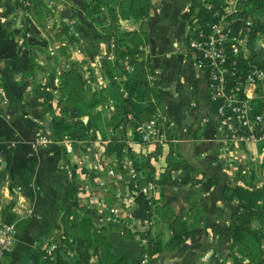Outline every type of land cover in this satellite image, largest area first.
<instances>
[{"label":"crops","instance_id":"1","mask_svg":"<svg viewBox=\"0 0 264 264\" xmlns=\"http://www.w3.org/2000/svg\"><path fill=\"white\" fill-rule=\"evenodd\" d=\"M42 1L53 9V14H44L45 27L67 22L78 40L50 41L17 0H0V207L1 218L16 227L13 247L0 264H31L36 245L58 231L63 209L71 216L90 214L112 249L127 257L126 264H146L143 235L155 225L168 240L177 217L195 230L177 247L164 250L158 264H248L246 258L237 263L229 255L227 223L236 201L225 200L222 191L226 181L246 184L251 176L260 185L258 165L264 149L251 139L232 140L217 126L206 75L186 56L184 32L191 0H151L143 20L119 17L121 30L146 32L142 49L156 71L163 115L174 132L153 159L156 181L146 189L147 184H137L131 160L156 145L133 141L129 123L104 130L105 137L91 129L86 138L72 141L69 151L55 141L31 146L37 128H48L55 137L51 102L58 90L53 81L62 72L61 57L57 64L54 60L57 47H64L67 60L94 79L103 74L101 57L113 51L111 42L83 18L82 0ZM117 1L107 0L106 5L116 7ZM108 13L104 9L98 20L106 24ZM48 66L54 70L51 76ZM247 92L252 98L264 94V82L249 86ZM86 95H91L90 89ZM105 103L95 107L102 118L113 111V104ZM111 135L124 138L129 147L121 156L107 150ZM152 195L162 201L150 210ZM91 257L96 260L95 254Z\"/></svg>","mask_w":264,"mask_h":264},{"label":"trees","instance_id":"2","mask_svg":"<svg viewBox=\"0 0 264 264\" xmlns=\"http://www.w3.org/2000/svg\"><path fill=\"white\" fill-rule=\"evenodd\" d=\"M23 11H28L33 18L45 30L52 40H78V37L69 29L67 22H61L59 26L45 27L44 14H53V9L42 0H17ZM107 0H82L83 18L94 25V30L101 33L109 42L113 41L111 55L101 57L103 74L108 82L101 86H91L89 80L94 76H85V70L79 68L74 62L68 61L65 48L57 47L54 52L55 63L58 56L61 57L62 72L60 82L56 87L58 100L61 106V115L52 118V128L55 137L69 135L73 143L78 139L86 138L91 129H99L105 137L104 130H110L115 126L125 128L126 124L133 127V141L142 142L136 129L137 124L143 118H148L156 112L164 111V99L157 86V74L150 62V57L142 46L147 42L146 32L142 29L119 28V17H134L143 20L148 14L151 0H119L116 7L107 6ZM242 8L231 24L232 29L248 33L246 46L230 59H235L238 73L244 75L251 69L264 71V47L256 44L254 38L258 33H264V0H237ZM226 0H191L188 15L198 17L200 21L210 20L213 11L221 9ZM109 12V21L104 24L98 20L104 10ZM241 16H249L251 23L244 25ZM185 33V32H184ZM186 34V33H185ZM186 36V35H185ZM186 42V37L184 38ZM32 48L31 44L28 45ZM35 65V62L33 63ZM130 67V68H129ZM229 82L235 83L236 77L231 74L233 65L228 63ZM49 75L54 74L52 67H47ZM47 83H50L49 79ZM122 88L123 91L119 89ZM91 90V95L86 92ZM113 99V111L108 118H102L100 111L95 107L102 101ZM255 112H264V94L251 99ZM211 110L214 112L215 102L210 101ZM72 112L74 116H70ZM163 129L165 138L157 142L153 151L147 152L140 157H132V166L138 185H146L155 182V167L153 159L156 158L173 138L169 120L165 117L157 118ZM264 146V138L258 143ZM126 146L124 138L111 135L107 142V150L113 151L121 156ZM258 172L262 175L260 185L255 184L251 176L250 182L246 184L233 183L231 180L225 182L222 195L225 200H235L236 207L230 213L227 223V232L230 236L229 255L235 262L240 263L244 258L248 264H264V157L258 165ZM254 173H251L253 175ZM161 198L152 195L150 197V210ZM162 201V200H161ZM164 202V201H163ZM78 205V204H77ZM81 208L80 205L77 206ZM151 212H149L150 216ZM253 221L257 225H253ZM151 222V221H150ZM172 234L168 240H163L162 232L152 230L151 225L144 236L147 245L144 253L147 256L146 264H158L157 260L164 250L177 247L185 238L191 235L195 227L186 223V220L176 218L172 225ZM55 242L52 255L45 256L42 243L35 247V260L31 264H126L127 257L116 253L105 235L98 231L91 220L90 214L78 217L77 214L70 215L68 211L62 210L59 229L52 236ZM72 251V256H67V251ZM92 254L96 255L95 261H90Z\"/></svg>","mask_w":264,"mask_h":264},{"label":"built area","instance_id":"3","mask_svg":"<svg viewBox=\"0 0 264 264\" xmlns=\"http://www.w3.org/2000/svg\"><path fill=\"white\" fill-rule=\"evenodd\" d=\"M242 8L237 0H226V4L221 9L213 11L210 20L200 21L194 15H188L186 18V56L191 57L196 67L202 69L206 75L207 91L210 101L215 102L214 114L217 118V126L227 132L232 140L245 141L248 139L259 143L264 138V112H255L251 103L252 97L249 96L247 89L251 85H258L264 82V71L260 69H251L244 75L239 74V69L235 66V59H230L231 55H236L246 46L248 33L242 30L235 32L231 24ZM244 25L249 26L251 18L241 16ZM258 33L254 42L264 47V36ZM113 46V41L111 40ZM228 63L233 65L230 71L236 77L235 83L227 85L229 82ZM130 68V67H129ZM60 78L55 75L54 85L57 87ZM108 82L104 74H98L96 79L91 80L92 86H101ZM123 91L122 88L119 89ZM113 99L106 100V105L112 106ZM52 115H61V106L58 102V95L55 94L54 101L51 102ZM163 118L161 112H156L148 118L139 121L136 129L143 143L155 145L164 138L163 129L157 118ZM52 141L63 144L65 150H71L73 147L72 139L69 135H63L60 138H51L48 128L37 130L31 140L32 147L45 146ZM264 149V146H261ZM112 172V171H110ZM154 183L150 182L145 186L151 188ZM111 212L116 209L109 208ZM16 227L13 222L5 221L1 218L0 207V262L10 252L15 239ZM50 235L46 238L42 247L45 250V256L52 255L55 242ZM67 256H72V251H67ZM90 261L93 258L90 257Z\"/></svg>","mask_w":264,"mask_h":264},{"label":"water","instance_id":"4","mask_svg":"<svg viewBox=\"0 0 264 264\" xmlns=\"http://www.w3.org/2000/svg\"><path fill=\"white\" fill-rule=\"evenodd\" d=\"M7 22H9V19H7ZM92 188H93V189H99V190L101 189L100 186H93ZM153 218H157V216H156L155 213H154V215H153ZM153 221H154V219H153ZM152 229H153V230L155 229V225L152 226ZM166 253H167L166 251L163 252V254H166Z\"/></svg>","mask_w":264,"mask_h":264}]
</instances>
